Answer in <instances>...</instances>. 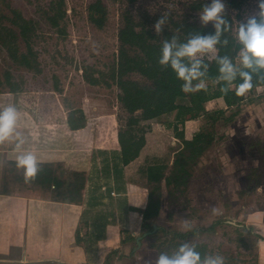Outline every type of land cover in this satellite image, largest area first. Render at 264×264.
I'll list each match as a JSON object with an SVG mask.
<instances>
[{"label":"rangeland","instance_id":"rangeland-1","mask_svg":"<svg viewBox=\"0 0 264 264\" xmlns=\"http://www.w3.org/2000/svg\"><path fill=\"white\" fill-rule=\"evenodd\" d=\"M62 1L66 14L59 25L52 26L43 11L54 0H0V27L13 30L20 52L31 48L35 58L34 68L19 65L0 43V107L16 106L18 125L29 131L31 149L37 152L41 143L48 158H65L74 166L90 160L97 146L117 145V130L125 128L128 114L118 101L120 90L108 75L118 54L117 33L124 11L151 27L162 14L168 17L167 25L172 20L200 24L198 12L210 0H103L107 20L102 28L88 19V6L96 0ZM197 2L202 7L195 8ZM225 3L226 12L233 17L235 36L238 22L258 11L257 0ZM18 16L33 24L27 43L18 35L14 23ZM212 56L210 53L204 59ZM8 74L10 81L18 84V92H9ZM130 77L147 82L138 73ZM75 108H82L86 116L80 130L67 124V114ZM219 109L223 114L211 117ZM176 113L141 122L145 145L126 170L133 176L146 157H155L165 164V176L174 167H186L187 183L175 188L162 182L159 214L150 221L158 228L134 252L135 240L108 251L103 264H155L159 253L175 252V238L206 244L207 255H222L226 264H264V86L229 108L221 98L211 100L197 118L179 124L187 139L196 132L205 133L192 147L184 146L173 129ZM54 149L63 151L60 154ZM144 183L148 192L155 185L148 180ZM185 223L191 224L190 232L184 229ZM147 228L142 223L141 233L150 230ZM176 232L184 236L175 237Z\"/></svg>","mask_w":264,"mask_h":264},{"label":"trees","instance_id":"trees-1","mask_svg":"<svg viewBox=\"0 0 264 264\" xmlns=\"http://www.w3.org/2000/svg\"><path fill=\"white\" fill-rule=\"evenodd\" d=\"M128 3H134L136 0H126ZM232 2H229V5ZM195 8L202 7L200 2L194 4ZM48 23L52 26L59 25V21L64 18L66 10L63 8L62 0H54L50 6L43 11ZM14 23L19 28V36L27 43L30 33L33 31L32 22L18 16ZM123 23L118 30L117 38L119 42L118 54L113 66L109 69V77L115 82L120 90L118 101L122 109L128 114L124 122V127L117 130V141L119 144V154L113 158V171L122 169L119 167L128 165L135 160L145 145V129L141 122L156 119L163 114L173 111L177 113V120L172 124L177 137L181 138L184 146L192 147L197 142L202 141L205 133L196 132L190 139L185 138L183 130H179L178 125L183 124L188 119H195L205 110V104L211 100L221 98L226 108L238 105L245 97L235 95L234 91H229L223 95L215 83V77L218 75L217 65L213 59L205 61L209 63V72L206 80L207 89L195 93H184L181 91L179 81L171 68H162L158 59L162 47V40L170 38L176 34L183 41L190 32L210 33L214 31L211 25L202 27L201 24L190 22L188 20H172L166 25L161 36H156L153 28L142 19H136L128 10L123 15ZM226 18L230 20L233 29V17L226 12ZM88 19L96 27L102 28L107 20V9L103 0H96L88 6ZM179 29V32H177ZM3 32V33H2ZM229 40L227 47H221L220 55H229L237 57L239 45L231 32L225 33L223 38ZM17 34L10 28L0 27V43L6 47L8 54L19 65L27 68H34L35 58L32 49L20 52L16 43ZM131 73H138L144 77L147 82H139L130 77ZM264 75V73H261ZM238 79L235 83H240ZM194 83H196L194 81ZM254 91L259 86H264V82L253 79ZM6 84L9 86V92H18V84L10 81L7 75ZM250 92V93H251ZM248 93V94H250ZM223 109L215 110L211 117L222 115ZM86 116L82 108L71 109L67 114V124L70 129L77 130L85 126ZM118 160V163L115 162ZM40 171L35 180L26 181L23 169L16 167L15 161L8 160L5 165L4 187L11 182L17 183V188L39 191V194L62 202H72L79 204L82 200V194L86 183V173L84 170L72 169L67 173L62 172L64 163L57 162H38ZM118 166V167H117ZM175 166V165H174ZM166 166L158 158L152 157L145 159L143 165L138 168L139 175L146 178L150 183H155L152 190L148 192V201L144 209H141L142 219L147 225V229L152 230L153 226L147 220L155 218L159 214L161 205L160 187L164 182L168 187L175 188L185 186L188 180L189 172L182 164L174 167L170 174H164ZM128 239H134L127 230H123ZM182 232H176L175 237L182 238ZM181 243L178 240H172V246L178 247ZM202 256L207 255V245L201 242H194Z\"/></svg>","mask_w":264,"mask_h":264},{"label":"crops","instance_id":"crops-1","mask_svg":"<svg viewBox=\"0 0 264 264\" xmlns=\"http://www.w3.org/2000/svg\"><path fill=\"white\" fill-rule=\"evenodd\" d=\"M17 127L24 143L17 146L13 140L0 144V264H103L108 251H115L142 234L140 210L148 201L144 183L147 179L138 172L143 164L136 167V175L130 176L126 170L140 154L128 165L117 166L122 169L113 171V158L120 149L117 134V145L97 146L90 160L70 166L65 158H48L41 143L35 152V148H30L29 131L22 125ZM20 152L34 153L38 162H63V174L72 169L84 170L86 183L80 203L53 200L30 189L19 190L15 182L4 187L6 162L15 161ZM101 156L105 158L100 160ZM123 230L134 239H128Z\"/></svg>","mask_w":264,"mask_h":264},{"label":"clouds","instance_id":"clouds-1","mask_svg":"<svg viewBox=\"0 0 264 264\" xmlns=\"http://www.w3.org/2000/svg\"><path fill=\"white\" fill-rule=\"evenodd\" d=\"M257 8L253 14L247 15L238 22L235 41L239 45L237 57L220 55L221 47H227L229 40L225 33L231 32L232 25L226 18L225 0H210L198 12L202 27L211 24L214 31L210 33L190 32L183 41L173 34L162 40L158 63L162 68H171L176 78L182 81L180 88L184 93H195L207 89L206 80L209 63L205 56L212 53L217 65L218 75L215 83L220 85V92L227 95L234 91L235 95L244 97L254 87L253 79L264 82V0H257ZM168 23L167 15L162 14L153 24L156 36H161ZM179 32V29H177ZM240 83H235L237 80ZM194 81L196 83H194ZM20 114L14 104L0 107V144L15 140L17 146L24 143L22 132L17 130ZM16 167L23 169L26 181L35 180L40 167L37 156L31 152H20L15 157ZM191 231L189 223L183 225ZM155 264H226L225 258L219 254L203 255L195 243L184 241L175 252L159 253Z\"/></svg>","mask_w":264,"mask_h":264},{"label":"water","instance_id":"water-1","mask_svg":"<svg viewBox=\"0 0 264 264\" xmlns=\"http://www.w3.org/2000/svg\"><path fill=\"white\" fill-rule=\"evenodd\" d=\"M157 228H158V227H157L156 225H153L152 230H146V231L143 232L142 234L137 235V236L135 237L136 247H134L133 250H137V249L141 246V243H142L141 240H142L143 238H145L146 236L151 235L153 232H155V230H156Z\"/></svg>","mask_w":264,"mask_h":264},{"label":"built area","instance_id":"built-area-1","mask_svg":"<svg viewBox=\"0 0 264 264\" xmlns=\"http://www.w3.org/2000/svg\"><path fill=\"white\" fill-rule=\"evenodd\" d=\"M111 194L113 195V194H114V192L112 191V192H111Z\"/></svg>","mask_w":264,"mask_h":264}]
</instances>
